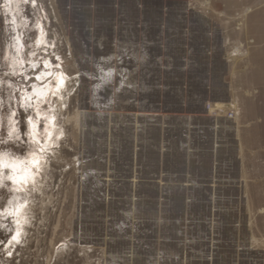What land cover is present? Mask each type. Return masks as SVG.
Instances as JSON below:
<instances>
[{"label": "rangeland", "instance_id": "rangeland-1", "mask_svg": "<svg viewBox=\"0 0 264 264\" xmlns=\"http://www.w3.org/2000/svg\"><path fill=\"white\" fill-rule=\"evenodd\" d=\"M0 264H264V0H0Z\"/></svg>", "mask_w": 264, "mask_h": 264}, {"label": "built area", "instance_id": "built-area-1", "mask_svg": "<svg viewBox=\"0 0 264 264\" xmlns=\"http://www.w3.org/2000/svg\"><path fill=\"white\" fill-rule=\"evenodd\" d=\"M212 107L214 108V114L215 115H225L227 118H234L235 114H236V108L233 104H228L226 106H212L210 103H208L207 105V109L209 110V108ZM215 109L217 111H215Z\"/></svg>", "mask_w": 264, "mask_h": 264}, {"label": "snow or ice", "instance_id": "snow-or-ice-1", "mask_svg": "<svg viewBox=\"0 0 264 264\" xmlns=\"http://www.w3.org/2000/svg\"><path fill=\"white\" fill-rule=\"evenodd\" d=\"M13 115H14V114H13ZM54 119H55V118L53 117V120H54ZM48 136H49V138H51V133H48ZM43 150H44V149H43L42 147L39 148V151L42 152ZM33 162H34V163H38L37 160H34ZM13 239H15V237H13Z\"/></svg>", "mask_w": 264, "mask_h": 264}, {"label": "bare ground", "instance_id": "bare-ground-1", "mask_svg": "<svg viewBox=\"0 0 264 264\" xmlns=\"http://www.w3.org/2000/svg\"><path fill=\"white\" fill-rule=\"evenodd\" d=\"M219 106H222V105H218V107H219ZM215 107H217V106H215ZM213 110H214V109H213ZM215 111H217V110L215 109Z\"/></svg>", "mask_w": 264, "mask_h": 264}]
</instances>
